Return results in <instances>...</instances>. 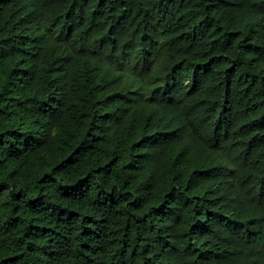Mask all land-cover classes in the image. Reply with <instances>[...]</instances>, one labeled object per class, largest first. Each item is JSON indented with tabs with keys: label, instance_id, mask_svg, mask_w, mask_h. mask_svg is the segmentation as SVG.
<instances>
[{
	"label": "trees",
	"instance_id": "1",
	"mask_svg": "<svg viewBox=\"0 0 264 264\" xmlns=\"http://www.w3.org/2000/svg\"><path fill=\"white\" fill-rule=\"evenodd\" d=\"M263 28L264 0H0V264H264Z\"/></svg>",
	"mask_w": 264,
	"mask_h": 264
},
{
	"label": "bare ground",
	"instance_id": "2",
	"mask_svg": "<svg viewBox=\"0 0 264 264\" xmlns=\"http://www.w3.org/2000/svg\"><path fill=\"white\" fill-rule=\"evenodd\" d=\"M21 3V2H20ZM19 3V4H20ZM77 3V2H76ZM17 4V3H16ZM32 7V6H31ZM76 9V8H75ZM212 15V14H211ZM45 16V15H44ZM85 17V16H84ZM84 17H83V19H84ZM86 18V17H85ZM59 23V22H58ZM58 25V24H57ZM83 27V26H82ZM100 27V26H99ZM93 28V27H92ZM147 28V27H146ZM56 29H57V27H56ZM99 29V28H98ZM103 29V28H102ZM187 29V28H186ZM264 29V28H263ZM58 30V29H57ZM93 30H94V28H93ZM133 31V30H132ZM145 31V30H144ZM260 31V30H259ZM72 32V31H71ZM74 32V31H73ZM78 32H80V31H78ZM97 32V31H96ZM101 32V31H100ZM52 33V32H51ZM94 33V32H93ZM97 33H99V32H97ZM136 33V32H135ZM258 33V32H257ZM107 34H109V33H107ZM117 34V33H116ZM126 34V33H125ZM127 34H128V32H127ZM131 34H132V32H131ZM68 35V34H67ZM70 35V34H69ZM124 35V34H123ZM136 35V34H135ZM93 36V35H92ZM119 37H120V35H119ZM124 37V36H123ZM257 37V36H256ZM67 38V37H66ZM121 38V37H120ZM126 38V37H125ZM87 39H89V37H87ZM124 39V38H123ZM136 39H137V37H136ZM116 40V39H115ZM146 40H148V39H146ZM123 41V40H122ZM235 41V40H234ZM116 42V41H115ZM139 42V41H138ZM147 42V41H146ZM236 42V41H235ZM234 42V43H235ZM241 42V41H240ZM117 43H118V41H117ZM128 43V42H127ZM130 43V42H129ZM132 44V43H131ZM50 46V45H49ZM52 46V45H51ZM99 46V45H98ZM106 46V45H105ZM111 46V45H110ZM234 46V45H233ZM121 47V46H120ZM55 48V47H54ZM98 50H100V49H98ZM117 50V49H116ZM129 51H130V49H129ZM134 51V50H133ZM132 51V52H133ZM118 52V51H117ZM237 52V51H236ZM146 53V52H145ZM132 54V53H131ZM135 56V55H134ZM131 58H133V57H131ZM97 70V69H96ZM93 71H94V69H93ZM160 71V70H159ZM88 73V72H87ZM155 87V86H154ZM151 88V87H150ZM149 90V89H148ZM157 95V94H156ZM170 108H168V110H169ZM233 116V115H232ZM231 117V116H230ZM175 119V118H174ZM224 119V118H223ZM151 132V131H150ZM209 244H211V243H209ZM254 257V256H253ZM251 263V262H250Z\"/></svg>",
	"mask_w": 264,
	"mask_h": 264
}]
</instances>
